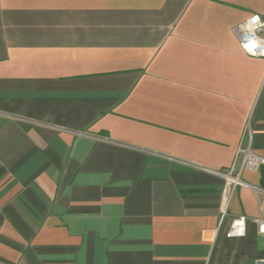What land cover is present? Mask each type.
I'll return each instance as SVG.
<instances>
[{"label": "crops", "instance_id": "0c3cea01", "mask_svg": "<svg viewBox=\"0 0 264 264\" xmlns=\"http://www.w3.org/2000/svg\"><path fill=\"white\" fill-rule=\"evenodd\" d=\"M264 0H0V264L264 260ZM245 234L227 236L234 219Z\"/></svg>", "mask_w": 264, "mask_h": 264}, {"label": "built area", "instance_id": "2783aa9c", "mask_svg": "<svg viewBox=\"0 0 264 264\" xmlns=\"http://www.w3.org/2000/svg\"><path fill=\"white\" fill-rule=\"evenodd\" d=\"M259 19H256V18ZM235 35L240 49L242 52L250 57L264 58V18L258 14H251L245 20L235 25L232 29ZM237 154H241V164L238 173H233V168L218 173L224 178L226 182V189L224 191V200L221 208V221L226 213L227 199L235 186L246 185L255 191H261L257 187L247 185L240 179V173L243 171H259L261 167H264V157L259 156L252 152L249 146L240 147L237 149ZM258 230L260 233H264V219L257 221ZM245 234V222L244 218L234 219L227 231L229 237H239ZM256 264H264V260L256 261Z\"/></svg>", "mask_w": 264, "mask_h": 264}, {"label": "clouds", "instance_id": "9594fccd", "mask_svg": "<svg viewBox=\"0 0 264 264\" xmlns=\"http://www.w3.org/2000/svg\"><path fill=\"white\" fill-rule=\"evenodd\" d=\"M256 19H259L258 17Z\"/></svg>", "mask_w": 264, "mask_h": 264}]
</instances>
